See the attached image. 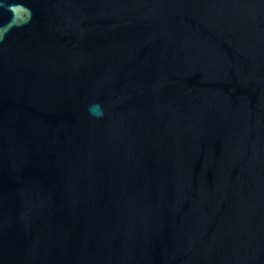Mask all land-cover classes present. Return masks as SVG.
<instances>
[{
  "label": "water",
  "instance_id": "95a60500",
  "mask_svg": "<svg viewBox=\"0 0 264 264\" xmlns=\"http://www.w3.org/2000/svg\"><path fill=\"white\" fill-rule=\"evenodd\" d=\"M0 264H264V0H0Z\"/></svg>",
  "mask_w": 264,
  "mask_h": 264
},
{
  "label": "clouds",
  "instance_id": "9594fccd",
  "mask_svg": "<svg viewBox=\"0 0 264 264\" xmlns=\"http://www.w3.org/2000/svg\"><path fill=\"white\" fill-rule=\"evenodd\" d=\"M89 113L93 116L100 117L103 115V111L101 110L100 106L98 104L91 105L89 107Z\"/></svg>",
  "mask_w": 264,
  "mask_h": 264
}]
</instances>
